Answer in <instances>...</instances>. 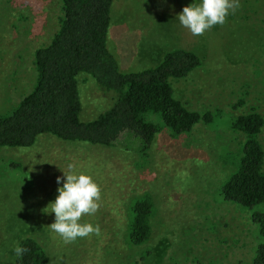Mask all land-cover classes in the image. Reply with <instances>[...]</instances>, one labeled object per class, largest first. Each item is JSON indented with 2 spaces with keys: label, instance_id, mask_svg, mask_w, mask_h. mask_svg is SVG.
Masks as SVG:
<instances>
[{
  "label": "rangeland",
  "instance_id": "rangeland-1",
  "mask_svg": "<svg viewBox=\"0 0 264 264\" xmlns=\"http://www.w3.org/2000/svg\"><path fill=\"white\" fill-rule=\"evenodd\" d=\"M194 2L201 0H114L107 45L122 73L153 68L173 49L194 52L201 66L172 83L174 96L190 110L216 114L214 123L177 137L162 131L145 158L50 135L30 148H0V264H11L24 237L42 245L47 264H253L250 213L218 195L232 171L219 156L242 140L228 120L252 109L264 115V0H239L224 25L202 36L178 20ZM61 17V0H0V116L32 89L34 51L49 44ZM78 85L81 119L93 120L108 96L87 75L78 76ZM260 142L264 149V128ZM69 164L101 188L99 210L80 221L101 231L65 244L48 228L54 213L44 210L58 196L64 180L57 184V178ZM143 194L156 209L152 237L129 246L127 206ZM146 251L150 256L140 262Z\"/></svg>",
  "mask_w": 264,
  "mask_h": 264
},
{
  "label": "trees",
  "instance_id": "trees-1",
  "mask_svg": "<svg viewBox=\"0 0 264 264\" xmlns=\"http://www.w3.org/2000/svg\"><path fill=\"white\" fill-rule=\"evenodd\" d=\"M113 2L61 0L58 30L48 45L33 54L36 76L32 89L11 113L0 116V148H30L39 136L50 135L67 143L117 148L145 158L162 131L177 137L197 125L214 123L216 114L190 110L174 96L172 83L201 66L194 52L173 49L153 68L120 71L107 45ZM81 74L90 77L109 101L89 121L81 119ZM226 126L242 140L236 151L219 156L232 171L220 185L218 195L250 213L257 241L252 263L264 264V149L260 142L264 115L252 109L234 115ZM127 213L128 245H146L152 237L156 213L152 197L143 194L133 198ZM17 244L29 251L22 258L15 254L11 264L48 263L44 248L34 238H21ZM149 256L146 251L140 262Z\"/></svg>",
  "mask_w": 264,
  "mask_h": 264
},
{
  "label": "clouds",
  "instance_id": "clouds-1",
  "mask_svg": "<svg viewBox=\"0 0 264 264\" xmlns=\"http://www.w3.org/2000/svg\"><path fill=\"white\" fill-rule=\"evenodd\" d=\"M240 7L239 0H201L184 7L178 15L180 24L190 30L194 36H202L213 26L224 25L227 17ZM69 172L57 178V184L63 179V186L57 189L58 196L44 210L51 209L55 222L48 228L58 234L65 244L74 243L78 238L100 235V226L81 223L83 216L94 215L100 208L101 188L90 175L77 174L75 166L68 165ZM28 248L19 244L14 248L17 257L22 258Z\"/></svg>",
  "mask_w": 264,
  "mask_h": 264
}]
</instances>
